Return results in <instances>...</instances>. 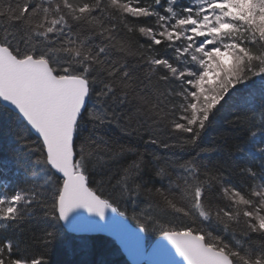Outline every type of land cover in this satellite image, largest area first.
Wrapping results in <instances>:
<instances>
[{
	"label": "snow or ice",
	"instance_id": "obj_1",
	"mask_svg": "<svg viewBox=\"0 0 264 264\" xmlns=\"http://www.w3.org/2000/svg\"><path fill=\"white\" fill-rule=\"evenodd\" d=\"M148 232L153 264H264V0H0V264Z\"/></svg>",
	"mask_w": 264,
	"mask_h": 264
},
{
	"label": "trees",
	"instance_id": "obj_2",
	"mask_svg": "<svg viewBox=\"0 0 264 264\" xmlns=\"http://www.w3.org/2000/svg\"><path fill=\"white\" fill-rule=\"evenodd\" d=\"M226 128H227L226 121H224L223 118L221 117L216 129H214L210 133L209 139L210 140L218 139L219 134L221 132H223L225 136H229V137L240 135L239 133L229 132L226 130ZM230 143L233 145V147L231 148V151L235 152L236 150L235 146L240 145L242 142L239 139H232L230 140ZM122 210H125V209L122 207ZM127 217L130 219V221L134 225L137 224V221L132 218L133 212L131 208H127ZM146 234H147L148 245H150L158 237L157 235L151 232H148ZM92 236H93V239H90L88 241L89 246L91 247V245L95 243L96 248L100 252H102V258L105 259L108 262V264H131L126 259V257L123 255V253L121 252V249L119 248L115 240H113L112 238L108 236L100 235V234H95ZM50 254L53 259V264H66L67 261H71L77 258H81V259H91L92 258L91 256H84V257L73 256L71 252L67 249V246L65 244H61L57 246L54 250L50 251Z\"/></svg>",
	"mask_w": 264,
	"mask_h": 264
},
{
	"label": "water",
	"instance_id": "obj_3",
	"mask_svg": "<svg viewBox=\"0 0 264 264\" xmlns=\"http://www.w3.org/2000/svg\"><path fill=\"white\" fill-rule=\"evenodd\" d=\"M127 220H128L130 227L135 229L136 225H134L128 217H127ZM95 234L105 235V236H108L114 239L117 245L119 246V248L122 250V252L125 254V256L127 257L128 261L131 264H133L134 261L138 262V264H144V263L153 264V261L156 259V257L152 255L151 249H152V246L155 244V242L161 239V237L158 236L150 245H148L147 234L140 233L139 235L143 237V245L146 251L143 252L142 254L134 255L133 252L136 247V240L134 237L127 236V235L116 236L110 233H95ZM95 234H92V235H95ZM164 243H167V242H164ZM168 247L170 248V245ZM177 264H179V261L177 262Z\"/></svg>",
	"mask_w": 264,
	"mask_h": 264
},
{
	"label": "bare ground",
	"instance_id": "obj_4",
	"mask_svg": "<svg viewBox=\"0 0 264 264\" xmlns=\"http://www.w3.org/2000/svg\"><path fill=\"white\" fill-rule=\"evenodd\" d=\"M121 252H122V250H121ZM123 253V252H122ZM123 255L125 256V254L123 253ZM126 257V256H125ZM126 259H127V257H126ZM128 260V259H127ZM130 263V262H129ZM145 264V263H144Z\"/></svg>",
	"mask_w": 264,
	"mask_h": 264
}]
</instances>
